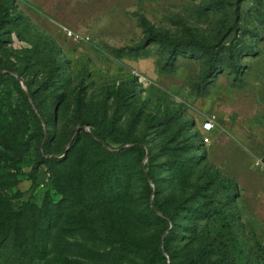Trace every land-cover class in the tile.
I'll return each mask as SVG.
<instances>
[{
    "label": "rangeland",
    "instance_id": "obj_1",
    "mask_svg": "<svg viewBox=\"0 0 264 264\" xmlns=\"http://www.w3.org/2000/svg\"><path fill=\"white\" fill-rule=\"evenodd\" d=\"M11 1L0 23V207L41 200L61 161L92 158L117 175L122 201L105 212L135 244L134 262L120 264H264V193L250 167L264 155V0ZM188 31L211 44L212 66L206 50L169 45ZM141 138L142 150L119 153ZM42 154L59 162L39 166L33 191Z\"/></svg>",
    "mask_w": 264,
    "mask_h": 264
},
{
    "label": "trees",
    "instance_id": "obj_2",
    "mask_svg": "<svg viewBox=\"0 0 264 264\" xmlns=\"http://www.w3.org/2000/svg\"><path fill=\"white\" fill-rule=\"evenodd\" d=\"M11 0L2 5V16L7 13ZM171 47L197 48L209 54L210 66L216 60V53L205 39L196 37L188 31L187 37L169 42ZM26 107L32 110L28 98L24 95ZM41 139L39 147L43 146ZM143 138L132 142L130 149L119 148V153L128 150H142ZM105 155L110 158L117 153L103 145ZM3 153L0 152V159ZM55 157L42 154L33 163L30 171L33 191H38L44 183H34L41 164L51 165ZM67 162L65 169L55 171L47 185L44 198L35 200L33 195L15 210L0 207V264H120L134 262L129 257L128 246L134 247L132 240L125 238L123 222L114 214L106 213L108 204L122 201L120 192L114 190L117 184L114 166L108 162L94 161L88 158L81 165L76 161ZM67 170V173L66 171ZM117 181V180H116ZM49 190V191H48ZM59 195L55 201L50 195ZM10 197L6 199L8 201ZM147 216L160 218L156 205L146 202ZM116 227H119L115 230ZM113 232V233H112ZM114 234L117 241H110ZM117 243L120 247H114ZM126 245V246H125ZM104 246H109L105 248ZM220 250L222 248L218 246ZM164 251V249H163ZM161 253V252H160ZM123 256V257H122Z\"/></svg>",
    "mask_w": 264,
    "mask_h": 264
},
{
    "label": "built area",
    "instance_id": "obj_3",
    "mask_svg": "<svg viewBox=\"0 0 264 264\" xmlns=\"http://www.w3.org/2000/svg\"><path fill=\"white\" fill-rule=\"evenodd\" d=\"M201 127L204 131H210L214 127L213 121L211 119H206ZM204 140L208 142L207 137H205ZM253 166L260 175L261 190L264 193V155L254 157Z\"/></svg>",
    "mask_w": 264,
    "mask_h": 264
},
{
    "label": "crops",
    "instance_id": "obj_4",
    "mask_svg": "<svg viewBox=\"0 0 264 264\" xmlns=\"http://www.w3.org/2000/svg\"><path fill=\"white\" fill-rule=\"evenodd\" d=\"M41 15H43L42 13H41ZM216 134H214L213 135V137H212V139L214 138V136H215ZM207 149H208V146H207ZM257 156H261L260 154H253V156H252V161H251V164H250V167L252 168V169H254L255 170V168H254V166H253V160H254V157H257ZM218 166L220 167V168H222V169H224V167L222 166V164H218ZM230 172V171H229ZM231 173V172H230ZM260 176V175H259Z\"/></svg>",
    "mask_w": 264,
    "mask_h": 264
}]
</instances>
